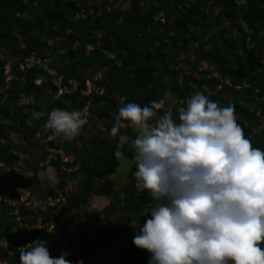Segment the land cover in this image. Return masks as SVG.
Masks as SVG:
<instances>
[{
    "label": "trees",
    "instance_id": "16d2710c",
    "mask_svg": "<svg viewBox=\"0 0 264 264\" xmlns=\"http://www.w3.org/2000/svg\"><path fill=\"white\" fill-rule=\"evenodd\" d=\"M202 64L207 69L198 71ZM89 71L101 76L94 80ZM89 80L93 91L86 94ZM166 90L181 104L196 91L221 107L234 104L246 138L264 150V0H0V167L7 171L0 179V244L15 253L1 257L5 264H20L17 249L36 239L47 241L52 257L67 252L71 264L88 255L94 264H148L151 254L133 244V225L151 218L142 216L151 196L137 187L127 145L120 150L133 163L115 191L111 177L121 158L110 129L120 96L144 106ZM57 107L87 114L85 136L48 140L54 134L43 125ZM33 112L45 115L29 127ZM101 122L105 129L95 127ZM44 146L62 153L49 161L57 183L44 190L57 201L43 212L15 206V190L33 194L40 185L36 164L27 167L30 178L14 173L19 157ZM95 196L109 202L93 216L98 226L90 234L77 216Z\"/></svg>",
    "mask_w": 264,
    "mask_h": 264
},
{
    "label": "clouds",
    "instance_id": "9594fccd",
    "mask_svg": "<svg viewBox=\"0 0 264 264\" xmlns=\"http://www.w3.org/2000/svg\"><path fill=\"white\" fill-rule=\"evenodd\" d=\"M173 95L144 106L120 96L113 114L114 155L128 146L137 187L151 196L142 214L151 218L133 225V244L151 254L148 264H264V150L246 138L234 104L221 107L203 91L182 104ZM87 123L86 113L57 107L43 128L70 141ZM17 251L20 264H71L67 252L52 257L43 239Z\"/></svg>",
    "mask_w": 264,
    "mask_h": 264
},
{
    "label": "rangeland",
    "instance_id": "374dc122",
    "mask_svg": "<svg viewBox=\"0 0 264 264\" xmlns=\"http://www.w3.org/2000/svg\"><path fill=\"white\" fill-rule=\"evenodd\" d=\"M117 6L121 7L122 9H128V4L126 3H118ZM160 18V16H156V19ZM243 26H241V29ZM236 31L233 32V35L236 36ZM184 56H181L180 59H184ZM26 64L28 66H31L33 64L32 59L26 61ZM11 63L6 67V72L8 73L10 70ZM180 68H184V64L179 65ZM178 68V69H180ZM207 69L206 64H202L199 68L198 71H203ZM53 74V73H51ZM87 77H90L92 79H98L101 76L100 72H94V71H89L86 73ZM8 79V78H7ZM86 87L87 91L86 94H89L91 91H93V86L90 83V80L86 82ZM60 93V91H59ZM101 93V92H100ZM106 124L104 123H98L95 125L97 129H105ZM89 128L93 131H95V128L93 124L89 126ZM80 135L85 136V132L83 133L82 130H80L79 134L76 135L72 140H67L69 142H72L73 140H76ZM55 135L52 136L49 139L55 140ZM56 143V141H55ZM43 145V143H42ZM47 155H46V153ZM60 154L62 156L61 151H57L54 148H49L44 146V149L41 148V151H34L26 155H21L19 157L20 161V166L19 168L14 170V173L16 175H19L23 178H30L32 176L31 172L28 171L27 167L36 164L39 167L37 177L40 180V185L36 189V192L33 194H28L27 192L23 190H15L18 193V197L16 198L14 205L18 206L20 204H24V206L33 209L34 211H39L43 212L47 206L55 204V201H52L51 199H46L45 198V192L44 190L46 188L53 189L57 183V175L55 170L53 169L52 166L49 165V161L51 158L55 157L56 154ZM63 161H66V158L63 159ZM133 162L128 160L125 157H121V164L118 167L117 171L115 174L111 177V179L114 182L115 186V191H119V189L126 183L127 179V173L128 170ZM7 174V171L3 168L0 167V179H3ZM73 186L69 184L66 187V191L69 192V190H72ZM109 200L104 198V197H92L90 199V202L87 206L82 207L78 213L77 218L84 224L86 228L89 229L90 234L94 233L97 230V223L93 220V216L102 211L103 208L108 204ZM119 215L115 214L111 216L108 220V222L112 225L113 223L117 222L119 220ZM137 224L140 226L138 222H135L134 225ZM138 228V227H137ZM2 249H0V264H5L2 260L1 257L9 254L10 252V245L6 242H3L0 244ZM111 257H106L105 261H110ZM115 264V263H114Z\"/></svg>",
    "mask_w": 264,
    "mask_h": 264
},
{
    "label": "flooded vegetation",
    "instance_id": "af4514ba",
    "mask_svg": "<svg viewBox=\"0 0 264 264\" xmlns=\"http://www.w3.org/2000/svg\"><path fill=\"white\" fill-rule=\"evenodd\" d=\"M98 248H99V246H98ZM98 248H96V249H98ZM94 253L92 254V255H94L95 254V252L96 251H93ZM89 260H86V259H82L81 261L83 262V264H94V262H93V260L91 259V257L88 255V257H87Z\"/></svg>",
    "mask_w": 264,
    "mask_h": 264
}]
</instances>
